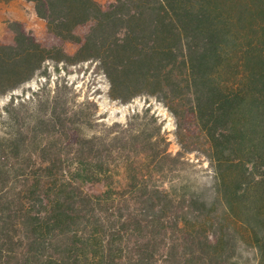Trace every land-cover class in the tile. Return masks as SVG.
I'll return each mask as SVG.
<instances>
[{
	"label": "trees",
	"instance_id": "1",
	"mask_svg": "<svg viewBox=\"0 0 264 264\" xmlns=\"http://www.w3.org/2000/svg\"><path fill=\"white\" fill-rule=\"evenodd\" d=\"M27 1L49 38L8 23L0 98L45 81L0 111V264H264V0ZM90 61L113 100L163 102L181 151L154 115L102 124L52 87ZM202 139L212 184L168 180Z\"/></svg>",
	"mask_w": 264,
	"mask_h": 264
},
{
	"label": "rangeland",
	"instance_id": "2",
	"mask_svg": "<svg viewBox=\"0 0 264 264\" xmlns=\"http://www.w3.org/2000/svg\"><path fill=\"white\" fill-rule=\"evenodd\" d=\"M107 5L117 0H97ZM29 29L33 30L38 38L46 43L48 41L47 23L41 19L36 11L35 4L27 0H12L0 4V37L7 35V27L10 21L23 20ZM79 45L67 43L66 50L69 54L74 55ZM53 70V69H52ZM44 78L36 77L33 81L25 84L23 87L0 98V111L4 106L15 97L29 96L33 91H37L42 86ZM52 87L57 82L62 86L69 85L70 93L79 101L91 100L97 103L99 107V121L102 124L113 125L115 123L126 124L134 118L136 114H151L159 118V122L164 125L171 142L170 151L173 154L181 151V146L176 137L177 123L174 115L166 105L155 97L140 96L128 103L113 100L110 93V83L104 72L94 62L78 63L71 65L68 71L61 70V73L54 72L52 77ZM148 112V113H146ZM3 125L0 124V129ZM200 151L188 154L184 158L183 164L173 169V173L168 176V180H176L185 177L193 180L199 186L212 184V168L206 158L207 144L204 139L200 141ZM87 189L91 192H101L102 185H90ZM243 261L253 264L255 252L250 245L243 247Z\"/></svg>",
	"mask_w": 264,
	"mask_h": 264
},
{
	"label": "crops",
	"instance_id": "3",
	"mask_svg": "<svg viewBox=\"0 0 264 264\" xmlns=\"http://www.w3.org/2000/svg\"><path fill=\"white\" fill-rule=\"evenodd\" d=\"M26 20H27V19L23 17V20H22V21L24 22V21H26Z\"/></svg>",
	"mask_w": 264,
	"mask_h": 264
}]
</instances>
